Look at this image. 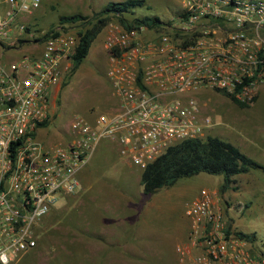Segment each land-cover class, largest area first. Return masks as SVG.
I'll use <instances>...</instances> for the list:
<instances>
[{"label": "built area", "instance_id": "built-area-1", "mask_svg": "<svg viewBox=\"0 0 264 264\" xmlns=\"http://www.w3.org/2000/svg\"><path fill=\"white\" fill-rule=\"evenodd\" d=\"M178 3L163 31L106 25L104 77L117 110L73 117L64 143L44 145L37 133L49 119V90L68 70L77 41L60 26L25 30L23 17L39 0H0V264L35 248L36 225L76 192L77 174L101 140L142 171L169 147L205 136L210 119L188 94L214 89L248 105L259 86L264 92V0ZM213 195L200 189L186 205L177 264H264V253L227 225Z\"/></svg>", "mask_w": 264, "mask_h": 264}, {"label": "rangeland", "instance_id": "rangeland-1", "mask_svg": "<svg viewBox=\"0 0 264 264\" xmlns=\"http://www.w3.org/2000/svg\"><path fill=\"white\" fill-rule=\"evenodd\" d=\"M116 1L124 0H101L94 10L83 12L82 15L84 5L77 0H40L38 8L27 15L28 25L33 33L47 31L59 25V16L80 14L88 17L101 10L105 3ZM142 1L140 7L126 16L127 20L155 17L166 22L173 20L179 12L178 0ZM109 22L118 23L115 17L106 20L100 32L90 42L85 58L72 74L69 70L76 45L69 55L68 70L60 72L57 80L59 93L55 97L53 108H49L48 122L38 131L42 144L64 143V133L73 117L90 120L100 114L107 115L103 110V97L110 94L104 77L107 55L101 48L105 27ZM64 28L76 41L88 29L79 22L66 24ZM28 49L29 46H23L22 52ZM13 54L10 52L7 56L11 57ZM5 61V58L0 57V62ZM187 96L197 102L200 115L210 119V127L205 136L217 137L236 146L264 168L262 86L258 87L253 101L244 107L236 105L224 93L214 89L199 90ZM103 142L104 140L99 142L84 167L87 189L78 188L75 193L65 196L38 222L35 227L36 246L17 264H93V249H98L99 246L92 239L91 220L94 222L99 215L109 218L99 213L104 206L102 195L97 192L103 187L111 191L120 190L129 196L124 201L126 206L137 204L143 210V206L148 204L147 211L141 217L136 214V218H142L147 224L146 228L153 232L152 250L146 255V260L142 257L140 250L143 247L140 244H119L125 240L117 239V245L109 246L113 258L111 264H177L174 249L183 244L187 237L185 207L200 189L213 193L212 200L222 210L227 225L236 233L248 236L254 249L264 253V171L250 170L235 176L234 183L222 193L218 192L221 176L199 173L178 179L172 186L158 188L151 195L144 196L138 193L141 188L137 178L133 179L131 176V172L140 174V171L119 158L115 152H108ZM141 223L142 221L134 223V227ZM127 230L130 235L131 230Z\"/></svg>", "mask_w": 264, "mask_h": 264}, {"label": "trees", "instance_id": "trees-1", "mask_svg": "<svg viewBox=\"0 0 264 264\" xmlns=\"http://www.w3.org/2000/svg\"><path fill=\"white\" fill-rule=\"evenodd\" d=\"M142 4V0L109 2L101 10L91 13L88 17L80 14L59 16L57 24L60 27L64 28L66 24L79 22L80 25L88 28L76 43L77 48L72 56V65L69 73L72 74L84 59L90 42L100 32L101 27H103L109 17L117 18L118 23L123 27L143 24L155 31H163L164 22L155 17L126 19L128 14H132L133 10ZM25 30L30 31L28 24L25 26ZM53 30L54 28H51L47 30V33H51ZM225 95L236 105L240 107L246 106L237 102L228 94ZM45 125L46 123H43L41 127ZM250 170L264 171V168L243 154L236 146L217 137L204 136L203 138L184 141L169 147L164 154L140 171L139 185L142 195L149 196L158 188L172 186L178 179L204 173L221 176L218 192L222 193L234 183L235 176L245 174ZM237 234L246 240H250L244 234Z\"/></svg>", "mask_w": 264, "mask_h": 264}, {"label": "crops", "instance_id": "crops-1", "mask_svg": "<svg viewBox=\"0 0 264 264\" xmlns=\"http://www.w3.org/2000/svg\"><path fill=\"white\" fill-rule=\"evenodd\" d=\"M40 2V0H39ZM78 3L84 5V9H82V15L83 12L94 10V7L97 6V3H101V0H77ZM121 2V1H116ZM109 3V2H107ZM105 3V5L107 4ZM104 5V6H105ZM103 6V7H104ZM23 19H25L28 23V16H24ZM103 49V46L101 50ZM104 52V49H103ZM85 58V57H84ZM82 62V61H81ZM80 62V63H81ZM80 65V64H79ZM59 93V84H55L52 86L49 90V108H53L54 106V100L56 95ZM103 110L108 114H113L116 110V103L115 100L112 98L110 94H105L103 97ZM39 137H41V134L37 133V139L39 140ZM104 148L108 152H115L116 154V147L114 143L104 140ZM99 144V143H98ZM117 155V154H116ZM128 163V162H127ZM85 167V166H84ZM84 167L78 172L77 179H78V188L87 189V181L86 177L83 174ZM136 170V169H135ZM139 172V171H138ZM132 178H137V182L139 185V174L135 171L131 172ZM86 186V187H85ZM140 186V185H139ZM141 188V187H140ZM138 192V189H137ZM99 195H102L101 199L103 200V208L100 210L99 213L105 214V217H109L108 219H105L101 217V215L96 216L97 219L91 220V229H92V239L94 241L95 245H98L99 248L96 249L94 247V256L95 260L93 264H111L110 262L113 260L111 255V250L109 246L117 245L115 242L117 239L125 240L121 241V243H137L140 244L143 249H141L142 257L147 259L148 255L152 250V241L153 238V232L146 228L147 224L144 223V220L141 218L138 220L136 218V214L140 217L143 213L147 211L148 204L143 206V210H141V207H139L137 204H131V208L129 206H126L125 198H130L129 196L122 193L120 190L115 189L114 191L107 190L105 187H103L102 190H99L97 192ZM141 193V192H138ZM123 198V200L121 199ZM148 201V197L146 198ZM138 221H142L140 225H136L134 227V223L138 224ZM127 224V227H126ZM134 227V229H133ZM131 228V229H130ZM131 230V234L128 235V230ZM188 230V227L186 228ZM131 239L132 241H129ZM149 251V252H148ZM29 254V253H28ZM97 254V257H96ZM30 256V255H29ZM28 256V257H29ZM25 257H27V254L23 255L21 258H19L14 264H17L21 260H23ZM176 260V257H175ZM176 262V261H175Z\"/></svg>", "mask_w": 264, "mask_h": 264}]
</instances>
